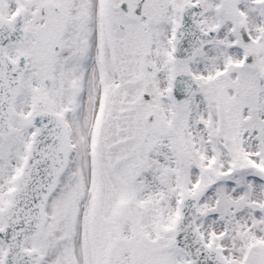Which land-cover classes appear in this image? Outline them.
Segmentation results:
<instances>
[{"label":"snow or ice","instance_id":"6c2138e0","mask_svg":"<svg viewBox=\"0 0 264 264\" xmlns=\"http://www.w3.org/2000/svg\"><path fill=\"white\" fill-rule=\"evenodd\" d=\"M0 264H264V0H0Z\"/></svg>","mask_w":264,"mask_h":264}]
</instances>
